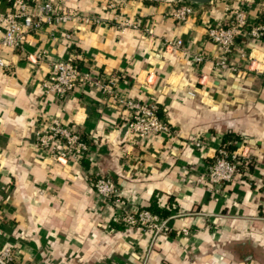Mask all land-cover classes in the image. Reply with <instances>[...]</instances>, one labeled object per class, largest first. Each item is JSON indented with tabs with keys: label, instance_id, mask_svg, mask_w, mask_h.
Returning <instances> with one entry per match:
<instances>
[{
	"label": "crops",
	"instance_id": "crops-1",
	"mask_svg": "<svg viewBox=\"0 0 264 264\" xmlns=\"http://www.w3.org/2000/svg\"><path fill=\"white\" fill-rule=\"evenodd\" d=\"M52 1L94 20L44 24L23 49H0V251L13 248L12 264H264V39L249 34L264 25V0L200 3L185 20L174 0ZM239 10L248 26L230 56L236 69L216 67L207 30ZM55 60H74L93 82L46 93ZM110 79L121 96L158 105L171 130L136 137L128 110L95 83ZM53 119L83 134L79 160L38 148ZM228 133L242 163L215 183L208 170ZM100 176L115 180L119 201L97 192ZM153 200L170 210V232L120 221Z\"/></svg>",
	"mask_w": 264,
	"mask_h": 264
},
{
	"label": "built area",
	"instance_id": "built-area-1",
	"mask_svg": "<svg viewBox=\"0 0 264 264\" xmlns=\"http://www.w3.org/2000/svg\"><path fill=\"white\" fill-rule=\"evenodd\" d=\"M2 3L3 6L2 7ZM200 4L188 0H178L172 10V15L185 20ZM78 19L84 22L94 20L92 16L82 15L67 8L65 4H57L52 0H0V49H23L27 36L40 30L48 24L54 31L59 25L70 20ZM248 26V16L245 10H239L228 24H214L209 26V39L220 48L221 55L215 60V66L223 69H236L230 63V56L236 44V37L240 27ZM249 34L256 39H262L264 25L257 24L249 28ZM181 40L169 43V47H180ZM244 55V54H243ZM197 62L206 60L202 54L196 55ZM3 64L4 61H1ZM50 74L43 81L46 93L60 97L70 94L80 82H93L89 72H85L74 60H55L50 63ZM100 85L118 104L128 110L127 125L136 137L148 134L169 132L172 125L168 117L159 112L155 103L141 104L131 98L121 96L115 88L116 80L110 79ZM191 95L194 92L189 91ZM38 148L53 159L65 163L69 160H79L87 151L88 143L83 134L74 126L63 124L53 119L49 125L36 132ZM200 146L201 141H196ZM241 159L235 151L221 149L208 170V177L215 183H226L234 179L240 170ZM94 186L97 192L108 200L119 201V187L109 176H100L95 179ZM120 221L128 226L146 228L154 234L168 233L171 226L168 220L153 214L148 209H139L134 212H121ZM187 233V229L183 230ZM14 250L7 246L0 251V264H12Z\"/></svg>",
	"mask_w": 264,
	"mask_h": 264
},
{
	"label": "trees",
	"instance_id": "trees-1",
	"mask_svg": "<svg viewBox=\"0 0 264 264\" xmlns=\"http://www.w3.org/2000/svg\"><path fill=\"white\" fill-rule=\"evenodd\" d=\"M174 1L178 2V0H174ZM3 6H5V5H3V3H2V7ZM262 39H264V35H263ZM159 112H161V111L159 110ZM231 139H232V134H230V133L225 135V137L223 139V146L228 151H232V149L234 148V145L231 146L230 144H228V141L231 140ZM141 209H148L153 214H156V215H158L159 217H162V218L168 217L169 212H170V210L168 208L160 206L156 200H153L148 206H144Z\"/></svg>",
	"mask_w": 264,
	"mask_h": 264
},
{
	"label": "water",
	"instance_id": "water-1",
	"mask_svg": "<svg viewBox=\"0 0 264 264\" xmlns=\"http://www.w3.org/2000/svg\"><path fill=\"white\" fill-rule=\"evenodd\" d=\"M188 1L197 2V3H208L212 0H188Z\"/></svg>",
	"mask_w": 264,
	"mask_h": 264
}]
</instances>
